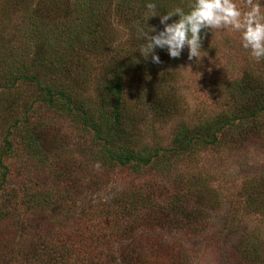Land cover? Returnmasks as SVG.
<instances>
[{"label":"rangeland","instance_id":"374dc122","mask_svg":"<svg viewBox=\"0 0 264 264\" xmlns=\"http://www.w3.org/2000/svg\"><path fill=\"white\" fill-rule=\"evenodd\" d=\"M124 8L120 0H0V177L2 162L9 168L0 190V264H23L9 262L21 258L23 239L37 243L42 226L57 223L56 215L42 208L60 202L55 194L48 201V191L57 192L74 178L80 183L73 184L76 192L67 205L77 211L115 205L112 198L140 189L154 197L198 186L210 198L204 218L193 226L197 229H176L171 218L161 229L124 228L112 234L111 246L104 242L93 249L97 255L107 256L108 249L117 257L136 237L158 233L178 246L182 264H264V109L254 115L264 108V61H250L238 33L208 30L202 41V55H207L200 62L188 60L187 49L177 59L156 49L161 63L149 56L145 65L123 69L122 127L130 147L160 152L141 170L97 162L83 125L24 77L37 76L43 85L63 89L75 105L92 111L94 121H103L106 81L121 70L119 65L140 56L143 42L134 31L136 19L141 20L126 16ZM241 79L253 84L256 97L237 88ZM260 95L263 102L256 100ZM242 114L248 117L241 119ZM220 115L239 119L224 130L213 124L210 133L202 130L203 123ZM9 129L14 130L13 149L7 152ZM193 133L201 147L179 152L176 139ZM36 142L39 148H29ZM62 197L60 205L66 201ZM31 216L39 221L32 224ZM244 242L259 248V257L252 251L245 256Z\"/></svg>","mask_w":264,"mask_h":264},{"label":"trees","instance_id":"16d2710c","mask_svg":"<svg viewBox=\"0 0 264 264\" xmlns=\"http://www.w3.org/2000/svg\"><path fill=\"white\" fill-rule=\"evenodd\" d=\"M120 1L125 4L124 13L126 16L130 14L129 17H136L141 20L138 22L136 19L134 26L141 24L145 27H150L152 25L156 28V31L163 28V25L160 24L159 16H153L148 21L146 20V0ZM137 2L140 5H136ZM154 2L157 4V11L164 13L176 6H186L189 0H154ZM173 18L174 20L178 19V16H174ZM134 31L137 36L135 28ZM26 35H31V33H26ZM146 63V58L140 54L139 57L136 56V58L119 65L121 70L118 72L116 69L115 77L106 81L104 89L105 111L103 112V121L98 123L94 121L92 111L75 105L74 98L63 89H53L45 86L37 76L27 74L24 77L36 81L42 89H45L48 95L46 98L48 102L54 106H59L63 111H67L68 114L72 115L73 120L83 125L84 130L89 133L87 135L92 137L91 141H88V145H94L93 150L97 162L109 165L111 163L123 166L132 165L137 170H141L151 165L154 162V158L158 157L160 152L158 149L154 152L151 150L149 152H138L132 150L130 147L131 143L127 138L128 131L122 127V100L125 90L123 69L129 71L132 67H140ZM24 73L26 74V72ZM240 87L245 88L248 96L256 97L258 90L253 84H249L244 79H241L237 83V88ZM256 100L261 101V95ZM247 104L249 105V110L255 105L253 102ZM263 109L262 106L255 109L254 115ZM232 117L235 119L231 120ZM232 117L231 115H220L216 118H211L203 123L201 126L202 130L210 133L209 130L212 129V124L214 125V129L219 127L218 129L224 130L228 126H231V124L234 125L239 119V115H233ZM247 117L248 114L240 115L241 119H246ZM18 124L19 122H16L15 126H18ZM13 131L9 129L5 137L8 148L7 152L13 149V143L10 140V137L14 133ZM212 137L215 141L217 136L212 134ZM176 144L179 152L198 148L202 145L196 133L176 139ZM29 148H39L38 143H34ZM2 163L5 172L0 177V190L4 187L9 172L8 166L4 162ZM61 172L66 173L70 177L63 167H61ZM77 183H80L79 179L74 178L73 184ZM73 184L68 181V183L61 185L59 187L60 190L57 192L52 189V191H48V201H51L55 194L60 202L56 205L43 204L42 208L46 210L47 215H49L48 211L50 214H55L57 223L50 224V226L43 225L42 230L45 232L37 243L31 240L26 243L27 239H23L24 242L21 243L20 250L21 258L17 256V258L14 257V260H10L9 262L23 264H182L181 250L179 251V255L176 252L178 246L174 242L163 240L158 233H155V237L153 238H149V236L136 237L125 247L123 246L119 249V256L117 257L114 252L108 249H105L108 253L107 256L101 253V255H97L93 251L100 244H104V242L107 247L111 246L113 241L112 234L119 231L122 232L125 230L124 228L130 231H136L145 227L152 228L153 230L161 229L165 218H171V225L176 229L188 226L191 230H195L197 228L193 226L204 218L207 206L210 205V198L205 189L198 186H189L185 190L159 192L154 197L147 189H140L128 196L127 193H124L120 198H112L113 201L111 203L115 205L103 203L91 208L83 206L81 210L77 211V209L75 210L73 207L67 205L76 192H72ZM83 186L88 185L86 183ZM63 195L66 196L64 197L66 201L64 205H60ZM144 209H148V211L140 212ZM1 212L2 210H0ZM38 212L39 210H37ZM37 217H29L30 222L32 224L33 221L38 222L39 217ZM41 224L44 223L41 222ZM20 227L24 231H27L24 229L25 227ZM4 229H7V226ZM24 231L20 230L22 233ZM242 245H245V247L243 246L245 256L247 255V251H252L254 257L255 255L259 257V248H255L256 246L253 245L249 246L245 242Z\"/></svg>","mask_w":264,"mask_h":264},{"label":"clouds","instance_id":"9594fccd","mask_svg":"<svg viewBox=\"0 0 264 264\" xmlns=\"http://www.w3.org/2000/svg\"><path fill=\"white\" fill-rule=\"evenodd\" d=\"M145 8L147 21L159 16L163 25L159 31L152 25H136L137 38L143 41L138 50L145 58L151 56L155 64L161 63L156 49L165 50L173 59L187 49L188 60L200 62L207 55H202V41L208 30L238 33L250 61H264V0H189L186 6L164 13L157 11L154 0H146ZM174 16L178 19L172 20Z\"/></svg>","mask_w":264,"mask_h":264}]
</instances>
